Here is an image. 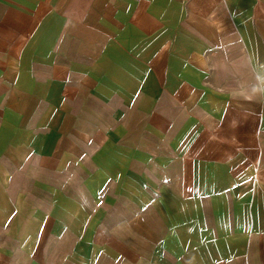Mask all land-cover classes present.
Here are the masks:
<instances>
[{"label": "crops", "instance_id": "obj_1", "mask_svg": "<svg viewBox=\"0 0 264 264\" xmlns=\"http://www.w3.org/2000/svg\"><path fill=\"white\" fill-rule=\"evenodd\" d=\"M0 264H264V0H0Z\"/></svg>", "mask_w": 264, "mask_h": 264}, {"label": "rangeland", "instance_id": "obj_2", "mask_svg": "<svg viewBox=\"0 0 264 264\" xmlns=\"http://www.w3.org/2000/svg\"><path fill=\"white\" fill-rule=\"evenodd\" d=\"M121 176V185L124 183L122 182L123 180V175ZM137 188L135 190H129L126 188H121L120 189V195L121 198H118L117 194L115 192H118V190H111L110 188H106L104 190H98L95 194L93 199L95 202L93 203L92 199H89L90 205H89V224L93 225L94 227L91 228V230H96V228H100L104 231H107L111 225H114L116 223H119V220L123 217L128 216V208L129 205L126 204L124 201L126 197L130 194L131 197H134L136 199V202L138 203L136 205L135 211L139 212L138 215L144 213L145 209V202L146 200V194H145V188H144V182L146 180H151L152 176L150 175L149 177L145 176L144 173L142 174H137ZM131 191V192H130ZM149 191V196H158L161 192V188L158 187L156 189L147 190ZM95 192V190H94ZM125 196V199H124ZM151 198V197H149ZM165 207L167 208H173L176 209V203L174 202V199L165 198ZM149 201V200H148ZM178 207V206H177ZM77 209L74 210V215L77 214L76 216H79V207H76ZM189 220L186 221V216L184 213L181 212V214L176 215V214H170V216H167L168 219H170L171 224L174 226L171 227V229L176 230L175 228H180L181 231L184 230V227L186 228H191L189 226L191 224L193 216H188ZM180 221V225L176 226V222ZM198 220V219H197ZM75 223V222H74ZM78 223V222H77ZM208 221H196L193 222L196 227H199L200 225H208ZM175 232V231H174ZM176 239V237H175Z\"/></svg>", "mask_w": 264, "mask_h": 264}]
</instances>
